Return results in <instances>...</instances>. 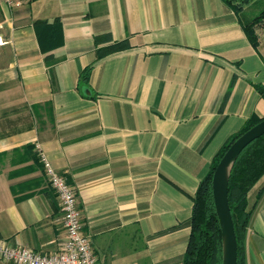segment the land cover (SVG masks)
Masks as SVG:
<instances>
[{"label":"crops","instance_id":"0c3cea01","mask_svg":"<svg viewBox=\"0 0 264 264\" xmlns=\"http://www.w3.org/2000/svg\"><path fill=\"white\" fill-rule=\"evenodd\" d=\"M263 12L264 0L239 12L222 0L0 4V244L40 255L63 245L41 151L75 189L97 264H181L200 181L264 117ZM244 264H264V193Z\"/></svg>","mask_w":264,"mask_h":264},{"label":"trees","instance_id":"16d2710c","mask_svg":"<svg viewBox=\"0 0 264 264\" xmlns=\"http://www.w3.org/2000/svg\"><path fill=\"white\" fill-rule=\"evenodd\" d=\"M235 12L250 0H222ZM264 18V12L254 21ZM245 33L256 46L257 36L253 25L244 28ZM104 53L98 52V56ZM92 66L80 74V83L87 84ZM256 90L264 96V87L257 85ZM263 118L250 117L239 132L234 134L219 150L212 161L208 174L203 178L195 192L189 221L190 234L181 264H221V231L216 216L211 179L215 167L231 144ZM264 176V134L249 143L235 161L228 182V204L233 221L237 244L236 264H244V238L250 217L258 200L264 193V185L251 197V191Z\"/></svg>","mask_w":264,"mask_h":264},{"label":"built area","instance_id":"2783aa9c","mask_svg":"<svg viewBox=\"0 0 264 264\" xmlns=\"http://www.w3.org/2000/svg\"><path fill=\"white\" fill-rule=\"evenodd\" d=\"M2 3L9 7H18L21 0H0V4ZM5 43L0 37V46ZM39 160L47 183L55 192L60 204L65 229L63 245L56 253L40 255L26 247H12L2 243L1 259L8 264H97L91 241L81 232L75 189L66 183L64 177L52 167L41 151Z\"/></svg>","mask_w":264,"mask_h":264},{"label":"water","instance_id":"95a60500","mask_svg":"<svg viewBox=\"0 0 264 264\" xmlns=\"http://www.w3.org/2000/svg\"><path fill=\"white\" fill-rule=\"evenodd\" d=\"M264 134V119L237 138L219 160L212 175L213 204L221 231V264H236L237 244L228 204V182L241 151Z\"/></svg>","mask_w":264,"mask_h":264}]
</instances>
